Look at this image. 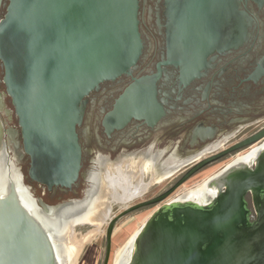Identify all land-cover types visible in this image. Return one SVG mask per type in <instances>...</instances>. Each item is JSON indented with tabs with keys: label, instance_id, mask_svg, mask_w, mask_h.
<instances>
[{
	"label": "water",
	"instance_id": "water-1",
	"mask_svg": "<svg viewBox=\"0 0 264 264\" xmlns=\"http://www.w3.org/2000/svg\"><path fill=\"white\" fill-rule=\"evenodd\" d=\"M248 2L264 13V0H166V54L157 73L137 78L144 51L140 0H8L0 59L30 159L28 177L50 191L77 185L83 160L78 128L87 97L104 82L133 78L105 116L108 133L133 121L156 126L166 114L158 101L162 73L174 67L182 91L246 48L256 25ZM249 77L255 83L264 78V55ZM263 141L264 128L199 160L169 190L112 218L103 264L110 262L121 219L159 206L203 169ZM208 186L217 193L206 205L158 207L136 234L128 264H264V152L250 166L235 160ZM39 203L55 215L58 207ZM57 251L47 224L11 184L0 197V264H60Z\"/></svg>",
	"mask_w": 264,
	"mask_h": 264
},
{
	"label": "flooded vegetation",
	"instance_id": "flooded-vegetation-1",
	"mask_svg": "<svg viewBox=\"0 0 264 264\" xmlns=\"http://www.w3.org/2000/svg\"><path fill=\"white\" fill-rule=\"evenodd\" d=\"M165 2L140 0L139 20L144 51L134 77L157 73L158 64L166 54ZM7 5L8 0H0V21ZM245 9L256 21L254 38L246 48L234 51L222 60L209 78L180 91L178 71L169 67L162 73L158 82V89L162 93L158 94V101L164 106L166 114L156 126L133 121L122 130L108 133L103 124L105 116L114 110L122 91L132 83V77L122 76L115 81L104 82L99 90L87 97L85 117L78 128L83 152L82 170L77 185L72 189L57 187L50 191L28 177L30 159L23 151L18 117L6 91L4 67L0 59V191L4 181L12 182L21 176L35 211L44 215L47 223L59 231L66 226L68 218L84 213L88 206H93L96 195L98 197L105 184L107 173H112L114 166L122 162H145L156 173V179H170L172 182L157 197L169 190L199 160L230 148L262 130L264 78L255 83L249 76L264 55V13L252 2H248ZM251 152L255 153L250 165L258 154L264 152V144L240 152L243 154L238 155V162L244 161L239 160V156L250 155ZM230 158L234 156L218 162ZM212 194L206 189L201 201L208 203ZM150 199L152 197L147 200ZM39 201L49 208L58 207L55 215L44 212Z\"/></svg>",
	"mask_w": 264,
	"mask_h": 264
},
{
	"label": "bare ground",
	"instance_id": "bare-ground-1",
	"mask_svg": "<svg viewBox=\"0 0 264 264\" xmlns=\"http://www.w3.org/2000/svg\"><path fill=\"white\" fill-rule=\"evenodd\" d=\"M261 143L264 144V141ZM254 153L255 152H251L250 155H245L243 157L239 156V160L243 159L244 161L242 163L250 166L252 155ZM227 167L229 168V165ZM150 172L153 173L150 170L149 165L142 161L132 164H127L126 162H122L121 164L114 167L112 173L110 172L108 174L106 171L107 175L105 177V184L103 188H101L98 197L96 195L93 201V206H91L90 203L89 204L90 206H88V209H86L84 213L68 218L66 221V226L59 231L55 229L54 225L50 226L47 223L46 221L47 219L45 218L44 215H41L40 213L35 211L36 209L34 203L30 199L31 197L29 196L28 190L23 184V180L21 176H19L15 181L12 182L4 181L1 184L0 197L8 192L9 186L11 184H16L25 205L29 209H31L34 213H36L39 216V218L45 223V225L47 224L50 235L53 237L54 244L58 249L57 251L58 256L61 260L60 264H75L77 261V257L84 244L91 241L94 237H96V234H98L101 231L100 227L107 220V218L110 217L114 204L118 203L126 206L136 199L139 198L141 199V197H143L148 193L151 185L155 183L157 180L155 176H152L150 182L147 183L145 181L146 173H150ZM220 172L218 174H220ZM210 180L211 178L207 180L205 184H203L202 186H200L195 190L184 192L180 197L178 196L179 198L176 197L177 199L171 202H193L200 205L208 204L210 201L208 203H203L201 201V198L205 190L208 189L210 192L213 193L212 199L215 197L217 193L215 189L213 188L211 189L208 186ZM78 224L80 225L89 224L91 226H94L93 227L94 229L87 235L82 236L80 240H78L76 238V234H74L75 227ZM136 234L128 242V244L124 245L122 248L120 247L121 250L117 252L118 254L115 260V264H128L133 253V242Z\"/></svg>",
	"mask_w": 264,
	"mask_h": 264
},
{
	"label": "rangeland",
	"instance_id": "rangeland-1",
	"mask_svg": "<svg viewBox=\"0 0 264 264\" xmlns=\"http://www.w3.org/2000/svg\"><path fill=\"white\" fill-rule=\"evenodd\" d=\"M241 154H236L234 155V158H230V159L218 162L217 164L209 166L205 170L199 172L194 177H192L189 181H187L185 185L180 187L172 196H170L169 199H167L164 203H161L159 206L145 208L143 210L134 212L124 217L123 219H121L116 225V228L114 231V235L112 239V252H111V258H110L109 264H115V260L118 254L117 252H119L124 245L128 244V242L141 229L144 223L148 220V218L155 212V210L158 207L162 206L166 202H171L179 198L186 191L195 190L199 188L200 186L205 184L207 180H209L211 177L217 175V173L221 171L224 167L228 166L232 161H234V159H237L238 155H241ZM109 169L110 167L108 168V170ZM111 169H113V167H111ZM180 173L181 172H179L178 174ZM152 176H155L157 178L155 172L153 173L150 172L148 174L146 173L145 181L147 183L150 182ZM171 182L172 181L170 179L166 181H161V180L159 181L157 179L156 182L151 185L148 193L144 195L143 197H141V199L139 198V199L134 200L129 205H126L127 207L123 204H118V203L114 204L110 217H108L107 220L100 227L101 231L98 234H96V237H94L91 241L84 244V246L82 247L77 257V261L75 264H82L83 260L87 257V255H89L87 258H89L91 255L93 256L94 264H103V259H104V254H105L106 231H107L109 221L115 216L119 215L121 212H123L128 207H131L143 200H147L148 198H151V197L155 198V196L159 194L161 191L165 190ZM93 227L94 226H91V225L77 226L75 228L76 233L74 232V234H76V238L80 240L82 236L90 233L94 229Z\"/></svg>",
	"mask_w": 264,
	"mask_h": 264
},
{
	"label": "crops",
	"instance_id": "crops-1",
	"mask_svg": "<svg viewBox=\"0 0 264 264\" xmlns=\"http://www.w3.org/2000/svg\"><path fill=\"white\" fill-rule=\"evenodd\" d=\"M89 255H87V257H88ZM85 258L84 260H83V262H82V264H94V261H93V256L91 255L89 258ZM87 262V263H86Z\"/></svg>",
	"mask_w": 264,
	"mask_h": 264
}]
</instances>
